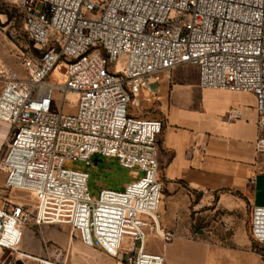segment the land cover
I'll return each mask as SVG.
<instances>
[{"label":"built area","instance_id":"built-area-1","mask_svg":"<svg viewBox=\"0 0 264 264\" xmlns=\"http://www.w3.org/2000/svg\"><path fill=\"white\" fill-rule=\"evenodd\" d=\"M14 1L39 51L23 56L24 77L0 63V120L11 126L0 153V264H15L2 259L6 251L66 264L21 251L25 226L54 225L70 226L116 264H166L149 246L176 237L160 216L164 121L132 116L130 107L163 74L194 66L203 89L253 94L264 131V0ZM56 93L76 94V113L64 100L57 111ZM256 149L264 152V137ZM94 156L144 175L94 199L89 173L65 168ZM13 191L35 200L13 201ZM251 234L264 246V206L252 208Z\"/></svg>","mask_w":264,"mask_h":264},{"label":"crops","instance_id":"crops-1","mask_svg":"<svg viewBox=\"0 0 264 264\" xmlns=\"http://www.w3.org/2000/svg\"><path fill=\"white\" fill-rule=\"evenodd\" d=\"M11 62L12 70L24 77L22 65ZM141 101L164 121L159 138L164 184L160 216L162 227L176 235L165 246L166 264H264V246L234 238L223 228L201 226L207 213L202 210L214 200L222 209L264 206V152L256 149L264 131L258 127L255 96L203 89L198 69L182 66L152 82ZM10 134V124L0 120V153ZM88 249L93 259L75 264H116L101 250Z\"/></svg>","mask_w":264,"mask_h":264},{"label":"rangeland","instance_id":"rangeland-1","mask_svg":"<svg viewBox=\"0 0 264 264\" xmlns=\"http://www.w3.org/2000/svg\"><path fill=\"white\" fill-rule=\"evenodd\" d=\"M36 10L42 11L43 4H37ZM38 51L39 48L30 41L25 32L20 5L14 0H0V56L5 59L4 61L0 58V63L12 69V60L18 65H22L23 56L36 55ZM23 76H26L25 70ZM55 97L58 102L55 108L57 111L60 109V102L64 100L66 102L65 112L68 114L76 113L79 100L77 95L56 93ZM138 100V107L131 105L130 114L135 117L155 119L156 115L153 108L146 106L148 102H142L141 98ZM95 160H99V162L96 164ZM65 168L89 173V190L94 199L98 198L103 189L123 192L127 185L138 181L144 175L140 171L123 168L117 159H109L103 156H94L89 165L85 162L69 161L65 164ZM4 178L5 175L0 173V186L3 184ZM10 198L13 201L27 204L34 202V197L24 192L13 191L9 196ZM202 211L207 212L202 217V227L223 228L234 238L244 237L254 242L251 234L252 206L249 203L244 205L243 209L238 207L222 209L214 200ZM195 226L200 227L199 224ZM24 232L22 252L25 249L26 253L33 256L50 258L66 264L93 259V255L90 254L88 247L82 243L79 234L68 225L25 226ZM149 246L155 252L166 254L165 246L160 240H151ZM36 252L39 254H35ZM68 256L70 257L68 258ZM2 259L8 262L14 260L15 264H17L16 262L35 264L31 259H21L17 255L12 256L9 251L4 253Z\"/></svg>","mask_w":264,"mask_h":264},{"label":"bare ground","instance_id":"bare-ground-1","mask_svg":"<svg viewBox=\"0 0 264 264\" xmlns=\"http://www.w3.org/2000/svg\"><path fill=\"white\" fill-rule=\"evenodd\" d=\"M73 95H76V94H73ZM29 195H31V194H29ZM31 196H33V197H34V195H31ZM34 200H35V197H34ZM21 254H22V253H21V252H19V255H18V256L20 257V256H21Z\"/></svg>","mask_w":264,"mask_h":264},{"label":"water","instance_id":"water-1","mask_svg":"<svg viewBox=\"0 0 264 264\" xmlns=\"http://www.w3.org/2000/svg\"><path fill=\"white\" fill-rule=\"evenodd\" d=\"M99 162V160H95V163L97 164Z\"/></svg>","mask_w":264,"mask_h":264}]
</instances>
